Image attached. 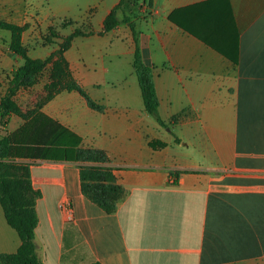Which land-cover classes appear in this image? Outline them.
Here are the masks:
<instances>
[{
	"label": "crops",
	"instance_id": "0c3cea01",
	"mask_svg": "<svg viewBox=\"0 0 264 264\" xmlns=\"http://www.w3.org/2000/svg\"><path fill=\"white\" fill-rule=\"evenodd\" d=\"M118 1L80 7V23L94 34L64 53L72 78L103 111L62 91L40 113L76 135L79 148L103 151L124 197L106 214L81 194L80 163L28 161L41 194L38 260L264 264V0H151L131 18L135 36L127 24L101 34ZM136 45L167 128L145 111ZM23 124L11 116L0 136ZM19 246L0 207V254Z\"/></svg>",
	"mask_w": 264,
	"mask_h": 264
},
{
	"label": "trees",
	"instance_id": "16d2710c",
	"mask_svg": "<svg viewBox=\"0 0 264 264\" xmlns=\"http://www.w3.org/2000/svg\"><path fill=\"white\" fill-rule=\"evenodd\" d=\"M143 2L151 6V0H119L105 17L101 34L127 24L135 36L131 18ZM118 12L123 15L121 20L117 18ZM0 30L9 34L10 52L23 61L22 66L12 71L6 92L0 97V130L6 126L11 116L24 122L16 131L0 136V207L7 225L17 233L20 240L15 253L0 254V264H41L34 243V231L38 224L35 205L41 194L32 186L28 161L64 160L80 163L81 194L106 214L116 212L124 197V190L117 184L112 170L107 167L110 161L103 151L79 148L80 139L76 135L40 113L43 105L62 91L76 92L89 109L103 111V107L94 103L72 78L64 58L73 39L90 36L94 32L91 29L76 30L65 37L49 57L31 59L22 40L27 30L26 25L0 20ZM49 64L51 74L49 82L44 85V96L32 109L22 111L15 100L16 94L23 87L37 84L39 76ZM133 68L145 111L160 127L167 128L158 115L159 104L151 69L144 64L137 45ZM164 146L161 142L149 143L153 150Z\"/></svg>",
	"mask_w": 264,
	"mask_h": 264
},
{
	"label": "rangeland",
	"instance_id": "374dc122",
	"mask_svg": "<svg viewBox=\"0 0 264 264\" xmlns=\"http://www.w3.org/2000/svg\"><path fill=\"white\" fill-rule=\"evenodd\" d=\"M91 0H0V20L26 25L23 45L31 59H45L57 50L63 39L76 30L91 29L80 23L79 9ZM79 21V22H78ZM9 34L0 30V97L5 94L12 71L23 61L9 48ZM51 65L39 76L37 84L21 88L16 100L22 107H34L44 96V84L50 79Z\"/></svg>",
	"mask_w": 264,
	"mask_h": 264
},
{
	"label": "built area",
	"instance_id": "2783aa9c",
	"mask_svg": "<svg viewBox=\"0 0 264 264\" xmlns=\"http://www.w3.org/2000/svg\"><path fill=\"white\" fill-rule=\"evenodd\" d=\"M60 208L66 213V219L68 221H71L72 219V212H71V207L67 202H63L60 205Z\"/></svg>",
	"mask_w": 264,
	"mask_h": 264
}]
</instances>
